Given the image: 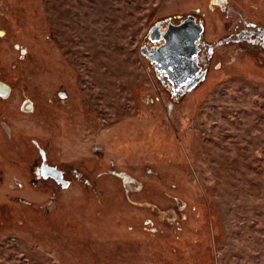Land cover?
Here are the masks:
<instances>
[{
  "label": "rangeland",
  "instance_id": "rangeland-1",
  "mask_svg": "<svg viewBox=\"0 0 264 264\" xmlns=\"http://www.w3.org/2000/svg\"><path fill=\"white\" fill-rule=\"evenodd\" d=\"M188 16L215 48L175 98L143 48ZM250 28L264 0H0V264H264V44L236 40Z\"/></svg>",
  "mask_w": 264,
  "mask_h": 264
},
{
  "label": "flooded vegetation",
  "instance_id": "flooded-vegetation-1",
  "mask_svg": "<svg viewBox=\"0 0 264 264\" xmlns=\"http://www.w3.org/2000/svg\"><path fill=\"white\" fill-rule=\"evenodd\" d=\"M201 22L197 20L194 16H188V19L180 20L179 22H175L172 20L161 21L160 24H156L151 30L146 43L144 44L143 52L145 56L151 61L153 68L156 72V75L160 79L161 83L165 84L172 92L173 96L179 97L181 93L190 90L195 83H197L202 78V72L205 69L207 64V55L208 58L211 57V54L214 52V45H211L209 49H207V45L202 42L203 33L200 36V39H196V31L195 27L197 24ZM180 28L186 35V39H194L193 44H195V50L193 49V59L195 60L194 64L186 65V69L182 76L178 74L177 70L174 72V69L168 64V61L164 59V56L161 53V47L166 41V37L174 34V30ZM251 29V30H250ZM242 31L239 34V37L236 40H248L257 44H264V29H252ZM233 38H229L231 41ZM208 52V54L206 53ZM23 54H26V50L22 49ZM11 95V87L6 82L0 81V98H6ZM21 107H23L24 111H33L34 107L32 102L23 101ZM1 127L4 130V133L1 130ZM0 127V138H12V124L1 121ZM8 140V139H7ZM9 141V140H8ZM3 146V145H2ZM41 153V161L40 165L36 166V173L38 178H43L49 181L50 178H53V170L54 165L48 163V151L46 149H41L38 144L36 145ZM6 164L4 160H0V168L4 167ZM56 172V171H55ZM59 175L56 172V178L59 180V183L62 186H68L71 182L70 178H67L64 172H60ZM55 178V181L57 180ZM58 182V181H56ZM11 189H23L24 183L21 182L18 178H15L12 183L9 184Z\"/></svg>",
  "mask_w": 264,
  "mask_h": 264
},
{
  "label": "water",
  "instance_id": "water-1",
  "mask_svg": "<svg viewBox=\"0 0 264 264\" xmlns=\"http://www.w3.org/2000/svg\"><path fill=\"white\" fill-rule=\"evenodd\" d=\"M174 34L166 37L165 43L161 47V53L168 64L182 76L186 65L194 64L193 49L195 50L194 39H186V35L180 31V28L174 30ZM196 39H200L203 33V25L197 24L195 27ZM195 43V41H194Z\"/></svg>",
  "mask_w": 264,
  "mask_h": 264
}]
</instances>
